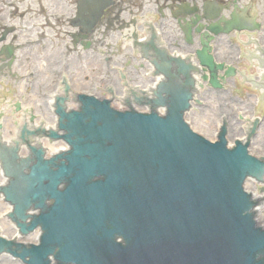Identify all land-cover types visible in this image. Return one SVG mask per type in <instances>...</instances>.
I'll return each instance as SVG.
<instances>
[{"label":"water","instance_id":"water-1","mask_svg":"<svg viewBox=\"0 0 264 264\" xmlns=\"http://www.w3.org/2000/svg\"><path fill=\"white\" fill-rule=\"evenodd\" d=\"M111 3L82 0L74 22H86V29L92 30ZM244 29L239 22H225L222 33ZM257 29L253 25L248 31ZM220 31L218 24L206 28L207 41L212 39L207 33L218 35ZM134 46L144 53L151 49L156 55L150 42L144 46L135 42ZM208 50L204 43L199 59L211 70L210 83L219 86L215 70L222 68L215 67ZM175 62L188 78L187 66ZM231 75L232 69H228L225 76ZM188 85L186 79L184 86ZM183 93V102L172 100L164 119L154 114H118L107 105L93 103L84 113L67 118L66 139L73 145L68 166L53 175L46 167L31 170L42 187H50L55 201L50 200L53 209L48 215L41 210L40 201L33 203L44 235L39 247L23 253L30 258L26 264H48V254L59 264H264V230L257 228L261 225L258 218L253 220L250 192L247 195L243 190L247 176L263 181L264 163H257L239 144L228 149L223 137L210 143L192 133L181 117L188 99L185 90ZM223 128L226 131L225 119ZM1 140L2 135V167V154L11 161L12 153L6 147L21 150L22 146H17L15 138L12 145H5L4 153ZM24 155L22 151L20 156ZM19 190L21 195L26 193ZM4 194L14 206L8 216L15 217L14 210L22 214L25 209L16 206L17 197L9 191ZM252 200L257 202L254 206L264 204V200ZM35 213L28 215L36 217ZM15 228L17 231L18 226ZM30 232L24 230L23 237L29 238ZM115 238L124 245L115 243ZM12 242L0 238V255L15 252H2L14 244L35 245Z\"/></svg>","mask_w":264,"mask_h":264},{"label":"flooded vegetation","instance_id":"flooded-vegetation-1","mask_svg":"<svg viewBox=\"0 0 264 264\" xmlns=\"http://www.w3.org/2000/svg\"><path fill=\"white\" fill-rule=\"evenodd\" d=\"M55 1L62 4L63 10L64 4L69 3L68 0ZM135 1L143 4H135ZM81 2L75 0L76 8ZM260 2L264 0H154L153 3L148 0L147 4L145 0H112L90 31L86 29V22H73V18H69L68 22H2L0 75L6 81L3 83H10L2 96H8L12 101L19 99L12 102L9 112L2 116L5 124L2 126L3 132L6 121H9L7 126L12 128L13 118L18 116L21 108L27 111L29 121L49 122L55 116L52 106L61 98L64 99L59 106L68 104L74 108L68 112L64 110L68 117L82 114L85 109H90L92 103L95 106L103 101L134 105L147 103L150 98L145 90L152 85L158 86L163 96L169 91L170 101L181 103L185 83L175 61L189 69L190 78L187 81L190 85L186 90L192 89L193 100L190 102L194 107L190 111L206 108V103L214 101L213 97L220 96L226 87L232 86L237 90L246 84L242 80L246 69H250L246 64L250 62L249 59L255 61V50H260L264 45V8L260 9V14L257 9ZM145 6L152 8H146L139 16V10ZM210 7L215 10L210 12ZM143 16L146 22H140ZM213 16L216 19L211 20ZM130 19L134 22H130ZM233 21L239 22L242 28H250L253 22H257L260 27L254 33L212 35L208 46L213 63L215 66L223 65V68L231 66L235 70V76L226 79L221 89H216L210 82L200 80L202 75L210 73V69L203 66L199 59L204 43H207L203 33L204 22H211L207 27L219 22L218 28L224 30L225 22ZM124 25L134 26L135 36L150 40L156 53L152 59L144 57L132 46H120V34L116 36L111 33ZM249 44L257 47L250 46L251 49L246 50ZM40 58L48 60L42 66L47 70L45 74L38 71ZM261 66L264 69V63L261 62ZM255 69L252 65L251 70ZM156 75L160 78L157 79ZM22 84L26 85L24 90H21ZM50 100H54L52 106H48ZM223 104L226 106L225 102ZM253 107L248 111L254 112ZM60 111L58 108V113ZM232 112L235 113L234 110ZM241 113L236 117L227 113L218 116L226 117L236 124L239 121L251 126L247 131L242 126L239 129L241 135L246 132L244 143L248 151L252 140L259 136V127L264 124V111L253 121L246 120L251 116L244 111ZM66 121L63 116L61 123ZM225 134L227 136L228 133Z\"/></svg>","mask_w":264,"mask_h":264},{"label":"rangeland","instance_id":"rangeland-1","mask_svg":"<svg viewBox=\"0 0 264 264\" xmlns=\"http://www.w3.org/2000/svg\"><path fill=\"white\" fill-rule=\"evenodd\" d=\"M68 1L69 3L67 2L66 4H64V10H63L61 9L62 4L55 0H40V2H38V0H27V1L26 0H0V34L2 33V22H68V19L69 18L72 19L76 12L75 0H68ZM140 2L135 1V4H143V2L141 3ZM153 2L154 0H151V3ZM147 3H148V0H145V4ZM147 7L148 6H145L143 10H139L138 15L141 16L142 12H144ZM151 8L149 7L147 9H151ZM262 8H264V2H260L259 6H257L259 14H260V9ZM209 23L211 22H204V26H205L204 28H206L207 27L206 25ZM216 23H214L213 25L215 26ZM121 29L122 28L116 29V31H113L111 35H116V34L119 35L120 31H122ZM51 34L53 33L51 32ZM109 41L110 40H107V43H110ZM125 44L126 42H123L120 44V46H124ZM38 60H40V63L38 65L39 66L38 71H41V73L45 74L47 70H45V67H42V66H44V64H46L48 60L44 58H40ZM246 65H248V67L250 66V69L249 68L246 69V72L252 75L251 78L258 80L259 77H258L257 71L252 72L251 70L252 65L250 64H246ZM2 78L3 77L1 74L0 75V114H1L0 136L2 135V138L3 136H8L9 138H11L14 136V132L16 128L11 123V126L13 127L10 128V125H9L6 130L4 128V132H3L2 126H5V124L2 120V109H4L3 111V114H4V112H7L9 110V105H11L12 102L19 101V99L18 100L15 99L14 101H12L10 97L8 96L7 97L2 96V93H4V90L8 89L10 86V83H3L6 81L2 80ZM22 85L23 86L21 90H24L26 85L25 84H22ZM39 92L40 91H38V93ZM256 92L259 93L252 86L248 84H242V87L237 90H234L232 86H228L226 87V90L222 91L220 96L213 97L214 99L212 100L214 101H210L206 103L208 104L206 108H198L197 111H194L195 109L190 111L189 114H187L186 116V119H185L186 123L189 125L190 129L195 134H197L199 137L204 138L205 140L210 141V142H215L217 141L216 136L219 133L218 130L221 126L223 127V119H225L226 132L228 133L227 134V145L231 146L235 140L240 139V137L242 136L239 129L241 126L243 127V123L237 121L238 124H236L234 121L229 120L226 117H219L218 114L227 113L231 117H236V115L239 116L238 115L239 112L244 111L246 115L248 116L256 115V117H260L261 113L263 112V109H261L260 107L256 108L254 112H252L251 110L248 111V109L254 108L253 105H255V103H251L250 101H253L254 99L253 95H255ZM223 102L226 103V106L225 104H223ZM44 104H45V101L43 102V106ZM39 107H40V104H38L37 109H39ZM232 110H234L235 113H233ZM19 119L20 117H18L16 120L17 124L20 123ZM52 121L53 119L50 120L49 122H44V124L52 125ZM33 124L37 125L38 121H34ZM263 126L264 124L261 127H259L258 129L259 136H257L258 138L256 137L255 140H252L253 143H252L251 149L248 150L249 152L251 150L250 153L255 158H257V156L259 155L261 156V158L264 157V127ZM54 148L59 149V148H63V146H61L60 143H57L55 144ZM45 157H48V155H45ZM49 157L51 158L50 154H49ZM2 175H3V172H2V167L0 163V185L2 184V180H4V177H2ZM262 187H263L262 183L254 184V180H251V179L250 180L248 179L244 182V189L247 192L250 191L251 193L255 192L258 195H261V194L264 195V192L261 191ZM0 190H2V187H0ZM7 206L8 205L4 204L3 200H0V236L3 235L6 237V240L13 241L14 236L17 233H14L16 231V228L14 227L12 223L13 221L7 218L8 215L7 216L4 215V212L6 210L5 207ZM259 207L261 208V211L260 213H258L257 217L259 216L258 220L261 225V228H264V204L260 205ZM5 224L9 226L6 227L4 226ZM11 228H13L14 232ZM36 229H34L33 231L31 230L29 238L22 236L23 238L20 237L19 241H13V242L28 243V244L36 245L37 241L34 242V240L36 239L35 234L36 233L38 234V231H36ZM0 264H23V263L18 258L12 256L11 254H1Z\"/></svg>","mask_w":264,"mask_h":264},{"label":"bare ground","instance_id":"bare-ground-1","mask_svg":"<svg viewBox=\"0 0 264 264\" xmlns=\"http://www.w3.org/2000/svg\"><path fill=\"white\" fill-rule=\"evenodd\" d=\"M210 12L212 11H214L215 10V8L214 7H210L209 9H208ZM215 16H213V18H214ZM233 22H235V21H233ZM253 26V23H252V25H251V27ZM250 27V28H251ZM135 31V29H134V26H131V25H124V27H123V36H129V35H131L132 36V34H133V32ZM52 101V100H51ZM71 106V105H70ZM4 111V109H2V112ZM19 117H21V114L19 115ZM19 120H21V119H19ZM8 123H9V121H6V127H5V130H6V128L8 127L7 125H8ZM246 129H245V131H247L248 130V125H247V123H246V127H245ZM244 131V133L246 134V132ZM245 134H243L241 137H240V139H242L244 136H245ZM16 138V134L14 133V136L13 137H11V138H9L8 136H3V138H2V140H1V142L2 143H4V141L7 143V144H9V145H12L13 144V142H14V139ZM245 139L243 138V140L242 141H244ZM232 144V143H231ZM47 147H49V153L47 152V155H49V154H53V153H55L58 149H55L54 148V146H48V145H46ZM61 146H63V145H61ZM58 147V146H57ZM56 147V148H57ZM61 149V148H60ZM52 152V153H51ZM49 157V156H48ZM264 160V159H263ZM2 177H4L3 175H2ZM262 183L264 184V177H263V181H262ZM6 183H5V180H2V184L0 185V186H4ZM263 190H264V188H263ZM250 192V191H249ZM251 193V192H250ZM264 198V195H258L257 193H255V192H253V194H252V196H251V199H263ZM0 200H2V197H0ZM5 212H4V215H8L9 214V212H10V209H11V207L10 206H7V207H5ZM254 210H255V213L258 215V213H260V211H261V208L260 207H257V206H255L254 207ZM259 217V216H258ZM257 217V218H258ZM4 226H9V225H7V224H5ZM11 227V226H10ZM12 230H13V228H11ZM13 232H14V230H13ZM14 233H17V231H15ZM39 234V233H38ZM37 233L35 234V240H34V242H36L37 241V238L39 237V235H38ZM3 236V235H2ZM3 237H5V236H3ZM20 237H22V236H19L18 234H16L15 236H14V240L13 241H19V238ZM6 238V237H5ZM23 238V237H22Z\"/></svg>","mask_w":264,"mask_h":264}]
</instances>
